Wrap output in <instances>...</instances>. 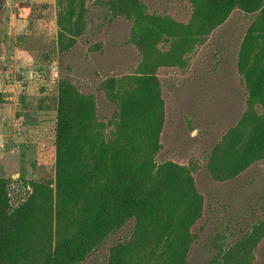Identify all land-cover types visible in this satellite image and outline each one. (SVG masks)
<instances>
[{"label": "rangeland", "instance_id": "rangeland-1", "mask_svg": "<svg viewBox=\"0 0 264 264\" xmlns=\"http://www.w3.org/2000/svg\"><path fill=\"white\" fill-rule=\"evenodd\" d=\"M102 1L64 0L68 31L60 45L58 0H0V177L11 179L14 204L27 197L28 180H48L55 190L57 80L95 100L97 126L110 138L123 119L116 96L136 77L154 74L163 100L155 164L186 168L203 199L185 264H215L217 234L237 243L264 221V160L231 170L223 148L248 110L238 53L257 14L236 8L195 41L185 33L194 21L192 0ZM150 30L156 36L148 53ZM184 36L188 49L174 54ZM56 227L55 217L54 241ZM135 230L130 221L83 264H109L112 249L127 245ZM249 264H264V236Z\"/></svg>", "mask_w": 264, "mask_h": 264}, {"label": "trees", "instance_id": "trees-1", "mask_svg": "<svg viewBox=\"0 0 264 264\" xmlns=\"http://www.w3.org/2000/svg\"><path fill=\"white\" fill-rule=\"evenodd\" d=\"M58 1L61 45L67 14L64 0ZM192 5L194 21L185 33H195V41H202L236 8L257 14L238 53L248 110L223 146L228 169L243 170L264 160V0H192ZM155 33L148 35V53ZM190 40L184 36L173 53L188 49ZM133 85L116 96L123 119L106 138L97 126L95 100L68 79L57 80L55 190L48 180H28L27 197L14 204L11 179L0 177V264H83L133 220V239L112 249L109 264L186 263L190 228L202 215L203 199L186 168L155 164L163 125L159 80L154 74L142 75ZM262 236L264 221L237 243L217 234L211 244L214 263L249 264Z\"/></svg>", "mask_w": 264, "mask_h": 264}, {"label": "crops", "instance_id": "crops-1", "mask_svg": "<svg viewBox=\"0 0 264 264\" xmlns=\"http://www.w3.org/2000/svg\"><path fill=\"white\" fill-rule=\"evenodd\" d=\"M23 1H29L31 3H51L53 0H23ZM7 2L9 3L10 0H7Z\"/></svg>", "mask_w": 264, "mask_h": 264}]
</instances>
